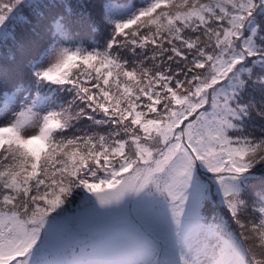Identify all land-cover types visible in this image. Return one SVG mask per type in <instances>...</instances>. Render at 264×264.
Segmentation results:
<instances>
[{"label": "snow or ice", "instance_id": "1", "mask_svg": "<svg viewBox=\"0 0 264 264\" xmlns=\"http://www.w3.org/2000/svg\"><path fill=\"white\" fill-rule=\"evenodd\" d=\"M0 264H264V0H0Z\"/></svg>", "mask_w": 264, "mask_h": 264}]
</instances>
